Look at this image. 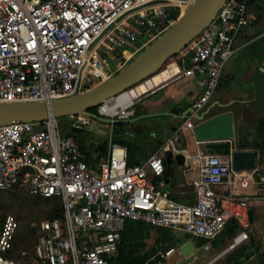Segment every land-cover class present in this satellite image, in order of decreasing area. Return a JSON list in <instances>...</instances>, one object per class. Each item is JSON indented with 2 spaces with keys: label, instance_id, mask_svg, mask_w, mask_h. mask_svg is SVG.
<instances>
[{
  "label": "built area",
  "instance_id": "obj_1",
  "mask_svg": "<svg viewBox=\"0 0 264 264\" xmlns=\"http://www.w3.org/2000/svg\"><path fill=\"white\" fill-rule=\"evenodd\" d=\"M151 1L0 0V102L73 95L86 89L87 67L96 78L110 77L172 25L193 0L147 4ZM250 1L226 0L174 61L179 67L176 76L196 78L201 91L192 103L195 110L143 163L130 164L127 146L112 140L106 153L89 160L75 139L63 132L59 117L0 125V190L22 186L34 194L60 197L64 205L63 217L34 223L39 235L32 248L20 247V220L7 214L0 223V264H109L129 219L182 229L192 240L215 237L236 220L241 231L232 246L250 237L251 195L219 188L231 184L240 172L233 165L235 141L230 140L226 154H200L194 202L175 199L165 179L166 151L178 150L184 131L194 132L197 112L212 102L226 62L250 24ZM107 104L108 100L98 110L112 118L133 117L136 111L135 101L118 110H104ZM68 118L72 127L83 129L94 128L98 121L85 113ZM258 175L264 183V172ZM155 176L160 177L158 182ZM183 243L158 250L143 264H193L184 259H198L197 252L186 256Z\"/></svg>",
  "mask_w": 264,
  "mask_h": 264
},
{
  "label": "water",
  "instance_id": "obj_2",
  "mask_svg": "<svg viewBox=\"0 0 264 264\" xmlns=\"http://www.w3.org/2000/svg\"><path fill=\"white\" fill-rule=\"evenodd\" d=\"M168 0H153L147 4L167 2ZM226 0H193L180 17L166 30L152 39L145 47L130 58L117 72L101 80L97 84L73 95L42 101H10L0 102V125L18 121L44 120L49 117L70 116L79 113L91 115L97 120L107 123L136 122L143 118L168 114L180 119H186L194 107L189 106L183 113L178 114L169 110L147 112L129 118H112L91 109L99 107L106 100L116 98L128 89L150 78L174 56L179 54L207 25L215 18ZM264 0L256 3L257 10ZM111 23L107 29L94 41L92 48L121 18ZM264 64V63H263ZM264 69V66H262ZM211 107L197 112L198 123L194 127V134L204 151L226 154L231 145L230 140L237 143L233 152V165L238 171L256 169L259 152L254 148H243L245 133L240 129L233 110L210 115ZM253 135L251 138H254ZM186 155L179 151L168 150L165 165L168 175L175 169V164L184 165ZM251 221H254L253 209L250 210ZM232 247L224 250L220 257ZM186 256L197 252V244L188 239L181 245Z\"/></svg>",
  "mask_w": 264,
  "mask_h": 264
},
{
  "label": "trees",
  "instance_id": "obj_3",
  "mask_svg": "<svg viewBox=\"0 0 264 264\" xmlns=\"http://www.w3.org/2000/svg\"><path fill=\"white\" fill-rule=\"evenodd\" d=\"M259 1L260 0L250 1L249 12L251 26L259 25L264 14V10H257L256 3ZM174 14L178 15L179 11H175ZM258 42L259 40L257 41V47L254 51L259 49L260 44ZM262 49V59H264V45ZM258 69L260 77H258L257 80L259 81L261 78H264V72L260 69V67ZM100 81L101 79L93 80L89 85L86 86V89L94 86ZM222 85L223 76L221 78L219 87ZM259 85V87L255 85V89L253 91L255 92L256 90L257 93L259 92L258 94L262 98L264 103V89L261 90V88L264 87V79L262 83H259ZM244 105L245 107H247L249 103H242L239 105V109L237 112L239 118L242 116L248 117L249 115V112L245 110V108H242ZM189 106L190 104L188 103L179 104L173 102L169 105L168 108L174 111L175 113L181 114ZM134 107H136L134 116L148 112L147 108H143L142 101L136 102ZM91 110L97 113L99 112L98 107H94ZM223 111L226 110L223 109L217 113H221ZM183 121L184 119H181V121H179L177 124L180 125ZM104 123L107 122L98 120L96 122L95 127L92 129L75 128L72 126L67 128L66 126L64 127L62 124L61 126L65 134L75 139L80 149L86 154L89 160H95L100 155L106 153L108 151L110 141L112 140L114 142H119L127 146L129 151L130 164L143 163L145 160L148 159L150 155H152L155 151L159 150L165 143V139H154L151 131H148L150 129H148L147 125L143 124L141 120L136 122L113 123L111 128V134L109 136H102L97 141H94L92 139V135L94 134V132H99L102 135L106 132L107 129L102 127H107L108 123ZM239 126L240 129L245 133V138L243 139V144L241 145V147L256 149L259 152L260 164H264V117L260 119L258 124H256L254 130H251L249 127H245L243 123H239ZM253 135L255 137L251 138ZM258 171L262 172L259 168ZM20 188L25 187L16 186L9 190ZM9 190H0V192H6ZM35 196H37L34 199V205H36V209H38L37 216H40L41 214H44L45 218L64 216V205L60 197H46L39 194H35ZM42 198L46 199L48 204L52 200H54V203L51 204V206L49 207L48 204H44L45 202L43 204L40 202L42 201ZM13 206L14 205H11V207ZM8 207L9 205L3 203V201H1L0 199V210L2 209L1 212L3 210H6ZM23 211L24 209L22 208V210H20V217L17 216L20 220L21 225L20 231L22 241L20 247L32 248L36 243V240L39 235L38 228L32 222V220H34L35 213L31 211L27 214H23ZM2 221V215L0 214V223ZM240 229L241 227L239 223L236 220H232L228 224V226L214 239V245L218 248H222L238 234ZM154 230L157 232V238L154 244L149 246L147 239L152 235ZM190 237L191 234H189L188 232H185L184 234L180 235L179 232H177L174 228L171 227L154 226L151 223L142 220L129 219L122 233V239L119 245V250L117 254L111 258L109 264H143L148 259H150L158 250L167 248L172 244L183 243ZM196 239L198 245H203L209 240L207 237L204 236L197 237ZM263 247L264 244L263 246L260 244V242L256 238V235L251 234L248 240L241 242L239 245L229 251L225 255L224 260L221 264H245V262H249V264H255L253 263V261L257 255L260 256L262 262H264V252L262 251Z\"/></svg>",
  "mask_w": 264,
  "mask_h": 264
},
{
  "label": "rangeland",
  "instance_id": "obj_4",
  "mask_svg": "<svg viewBox=\"0 0 264 264\" xmlns=\"http://www.w3.org/2000/svg\"><path fill=\"white\" fill-rule=\"evenodd\" d=\"M256 31V33H261L264 31V14L262 17L261 22L257 26H251L250 24L245 27L244 29V34L251 33L252 31ZM255 34V33H254ZM143 37L145 40L148 38ZM243 37V36H242ZM241 37V38H242ZM238 41L237 45L242 41V39ZM259 49L253 52H250L246 49L243 50H238L236 51L226 62L224 71H223V85L220 86L213 99L218 97L220 100H230L233 98H239V99H249L247 102H243L241 100L237 101L234 103L235 107H238L240 104L244 103H249L247 107L245 105L242 108H245L249 112L248 117H240V120L244 124L245 127H249L251 130L255 129L256 124L259 123L260 119L264 117V103L262 98L259 96V92L255 90V85H259V83L263 82L264 78H261L259 81L257 80L258 77H260L258 73V68L264 72V69L262 68L261 61H262V53H263V45H264V36L259 39L258 42ZM184 50V49H183ZM115 53L118 54V51H114ZM182 52V51H181ZM177 54L174 56L172 59H170L162 69L166 68L168 64L171 62H174L179 59V55ZM161 69V70H162ZM262 76V75H261ZM178 78V76H176ZM99 79L96 78L92 74V69L87 67L84 71L83 74V81L86 83V86L89 85L93 80ZM260 86V85H259ZM258 86V87H259ZM264 87L261 88L263 90ZM247 92V93H246ZM255 93V94H254ZM144 96L141 95L139 98L137 97L135 99V102L142 98ZM213 101V100H212ZM179 104H185L187 103L186 101H178ZM263 103V105H262ZM257 105V106H256ZM233 105L229 106L232 107ZM134 107V106H133ZM226 107V108H229ZM259 107V108H258ZM263 109V110H262ZM218 110H222V107H214L213 111L216 112ZM262 110V111H261ZM162 111V110H160ZM213 111L210 113L212 115ZM243 112V111H242ZM243 114V113H242ZM61 124L65 127H71L72 125L70 124V119L68 116H62L59 117ZM140 121V120H139ZM142 123L147 125V128L150 129L148 131H151L153 134V138L156 139H165L171 132H172V127L174 124L178 123L181 121V119H177L173 115H168V114H161V115H156V116H151L147 118L141 119ZM107 124V123H104ZM106 126V125H105ZM101 128V127H100ZM107 129L106 132L102 135L99 132H94L92 135V139L94 141H97L100 139L102 136H109L111 134V128H112V123H108L107 127H102ZM263 165V164H262ZM37 196L30 190L26 188H20V189H13L9 190L6 192H0V199L3 201V203L9 205V207L6 210H3L0 214L2 215V219L6 217L7 214L13 213L20 217V210L22 208L24 209L23 214H27L28 212H33L35 213L34 215V220H32L33 223H38L40 220L45 218V215L41 214L40 216H37L38 209H36V205H34L35 201L34 199ZM42 204H48L46 199L42 198V201H40ZM54 203V200L50 201L48 206L50 207L51 204ZM11 205H14L11 207ZM256 220L257 224L253 225V230L255 231V235L257 240L260 242V244L263 246L264 244V202H262L259 206L256 208ZM27 210V211H26ZM38 218H37V217ZM179 234H184V230L177 231ZM157 238V232L154 230L152 235L147 239L148 245L151 246L154 244L155 240ZM208 239H215V237H207ZM195 241L197 242V239L195 238ZM198 243V242H197ZM264 252V247L263 250ZM220 253H216V251H207L205 253L204 251L199 252L198 254V259L194 260L193 257L186 258L184 259L185 263H188L190 261H193V264H206L212 258L217 256ZM224 258H220V260L216 263L212 264H221L223 262ZM253 263L255 264H264L262 262L260 256H256L254 258ZM245 264H249V262H245Z\"/></svg>",
  "mask_w": 264,
  "mask_h": 264
},
{
  "label": "crops",
  "instance_id": "obj_5",
  "mask_svg": "<svg viewBox=\"0 0 264 264\" xmlns=\"http://www.w3.org/2000/svg\"><path fill=\"white\" fill-rule=\"evenodd\" d=\"M263 10H264V6H262L260 8V11H263ZM263 63H264V60L261 61L260 66H264ZM200 91H201V89L199 87V84H198V81L196 78H183V77L177 78L176 75H174L170 79H168V80H166V81H164L158 85L151 82L149 89L146 92H143L141 94V95L144 94V96L142 98L138 99L136 102L142 101L143 108H147L148 112H159L160 110H162V111L169 110L171 112H174L168 108L171 103H173V102L178 103V101L184 100L188 104H190V106H191L193 101L196 99V97L200 93ZM141 95H139V97ZM239 100H241L243 102L249 101V99H247V98H245V99L233 98L230 100L222 101L218 97H216L209 104L210 106L209 107L207 106L205 110H207L208 108L211 107V112H212L215 106L216 107H222V110L223 109L224 110H233L234 115H235V119L239 123H242V121L240 120L238 113H237L239 106L238 107L234 106V103H236ZM231 105H233V106L229 107ZM226 107H229V108H226ZM219 111L220 110H218L216 112L213 111L212 115L219 112ZM177 119H180V118H177ZM177 126H179L177 123L174 124V126L172 127L173 128L172 132L165 138V143L163 144V146L166 145L167 141L173 135ZM177 146H178V150L174 151V152L175 153H177L179 151L184 152L186 155V162L184 165L175 164L174 171L168 175L165 174V179L167 181L168 187L172 191V196L175 199H178V200L184 201V202H194L196 200V194L194 191V182L201 177L202 159L200 157V154L202 152H204V150L201 148V142H199L197 140L194 132L191 130H188V129L184 131L181 140L177 143ZM167 151H166V153H167ZM258 168L262 172H264V164L263 165L260 164L259 159H258L257 170H258ZM258 172L259 171L255 172L254 169H252V170H240V172L238 173V175L236 177H232V183L231 184L226 182V183L219 186V188L222 191L233 190L236 193L251 195V209H253V213H254V221L252 222L251 234H254V235H255V231L253 230V225L257 224V220H256V210L257 209L256 208L262 202H264V183H261L259 181ZM159 179H160V177L155 176V182H158ZM244 181L246 182V184L244 183ZM175 230L180 231L182 229H175ZM240 231H241V229H240ZM240 231L238 232V234L240 233ZM184 232H186V231H184ZM189 234H191V233H189ZM236 236L232 240H230L222 248H218L214 245V243H213L214 239H209L208 242L205 243L207 245L206 248L205 247L198 248L197 256H198L199 252H201V251H204L205 253H207V251H211V252L216 251V253H218L220 251V253L218 254V255H220L224 250H226L229 246L232 245ZM191 237H192V235H191ZM216 237H217V235L215 236V238ZM248 239H246V240H248ZM194 240H195V238H194ZM195 243L197 244L196 241H195ZM239 244L240 243L232 246L228 251L223 253V255H221L220 257L217 258L218 255L215 256L214 258H212V260H210L206 264H212V263L218 262L220 260V258H222V257L224 258L225 255L229 251H231L234 247H236ZM197 246L199 247L202 245L197 244Z\"/></svg>",
  "mask_w": 264,
  "mask_h": 264
},
{
  "label": "bare ground",
  "instance_id": "obj_6",
  "mask_svg": "<svg viewBox=\"0 0 264 264\" xmlns=\"http://www.w3.org/2000/svg\"><path fill=\"white\" fill-rule=\"evenodd\" d=\"M186 10V9H185ZM179 67L175 62H171L168 66L155 75L151 76L150 78L142 81L138 85L128 89L127 91L123 92L116 98L108 99L109 104H107L103 109H121L123 107L128 106L129 104L133 103L135 99L141 95L143 92H146L149 89L150 83H154L156 85L170 79L174 75H176ZM111 102V103H110Z\"/></svg>",
  "mask_w": 264,
  "mask_h": 264
},
{
  "label": "flooded vegetation",
  "instance_id": "obj_7",
  "mask_svg": "<svg viewBox=\"0 0 264 264\" xmlns=\"http://www.w3.org/2000/svg\"><path fill=\"white\" fill-rule=\"evenodd\" d=\"M263 36L264 31L261 33H256V31L253 30L251 33L244 34L241 38L242 41L239 43V45H237L236 51L246 49L250 52H253L257 47V41ZM263 60L264 59H262V61ZM209 106L210 105H208V107Z\"/></svg>",
  "mask_w": 264,
  "mask_h": 264
}]
</instances>
